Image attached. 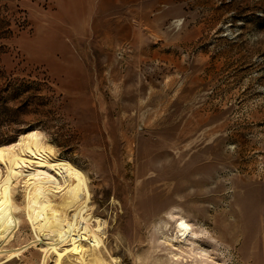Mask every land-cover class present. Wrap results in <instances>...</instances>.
Wrapping results in <instances>:
<instances>
[{"label":"rangeland","instance_id":"rangeland-1","mask_svg":"<svg viewBox=\"0 0 264 264\" xmlns=\"http://www.w3.org/2000/svg\"><path fill=\"white\" fill-rule=\"evenodd\" d=\"M32 128L88 178L105 233L87 258L264 264V0H0V146ZM31 169L0 243L29 247L0 264L47 253L25 210Z\"/></svg>","mask_w":264,"mask_h":264},{"label":"bare ground","instance_id":"bare-ground-1","mask_svg":"<svg viewBox=\"0 0 264 264\" xmlns=\"http://www.w3.org/2000/svg\"><path fill=\"white\" fill-rule=\"evenodd\" d=\"M52 153V146L38 128L29 129L15 142L0 146V162L6 168L5 177L0 179V243L4 233L11 236L18 227L19 205L15 200L13 183L24 175L26 166L38 164L40 173L31 169L26 174L29 177L25 180L24 200L37 241H45L47 253H56L55 264H64L63 258L68 253L80 256L82 264H98L94 254L88 258L85 256V242L89 240L92 248H99L104 244L105 233V223L89 212L91 192L88 178L70 161L51 159ZM42 174L51 178L46 179ZM54 188L64 190L58 203L53 202L51 195ZM176 227L180 237H185L190 231L189 223L183 219ZM27 247L29 244L5 250L0 246V254L7 253L11 259Z\"/></svg>","mask_w":264,"mask_h":264}]
</instances>
